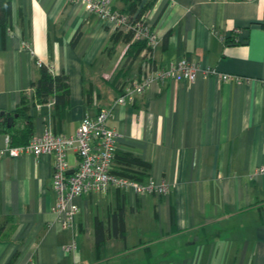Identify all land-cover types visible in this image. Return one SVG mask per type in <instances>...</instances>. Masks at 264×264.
Instances as JSON below:
<instances>
[{"label": "crops", "instance_id": "crops-1", "mask_svg": "<svg viewBox=\"0 0 264 264\" xmlns=\"http://www.w3.org/2000/svg\"><path fill=\"white\" fill-rule=\"evenodd\" d=\"M143 16L155 37L131 49L130 31L105 25L84 2L12 0L0 27V114L31 95L38 64L69 80L60 119L54 102L31 104L34 135L72 134L85 115L113 104L155 64L186 58L193 81H153L107 119L117 153L148 163L161 194L111 188L74 196L63 226L55 211L52 153H0V264H264V0H111ZM76 37V40L74 38ZM228 74L229 79H220ZM8 136L0 131V150ZM69 171L76 166L67 153ZM112 161L111 169L119 167ZM143 181V182H144ZM124 212V237L111 233ZM105 224L97 244L93 219ZM76 239L75 252L65 246Z\"/></svg>", "mask_w": 264, "mask_h": 264}, {"label": "built area", "instance_id": "built-area-1", "mask_svg": "<svg viewBox=\"0 0 264 264\" xmlns=\"http://www.w3.org/2000/svg\"><path fill=\"white\" fill-rule=\"evenodd\" d=\"M71 1L84 2L108 27L130 31L134 40H145L150 46L154 44L155 37L143 16L114 9L111 0ZM37 64L41 63L37 61ZM142 65V76L124 86L111 106L101 109L94 115L83 116L74 133L67 135L47 130L41 136H33L25 144L10 145L8 142L7 147L0 150V153L6 151L12 157L22 153L53 154L51 175L52 186L56 192L54 208L63 226L71 225L77 212V206L71 201L74 196L106 192L111 188L127 189L134 193L161 194L167 191L166 183H156L151 177L144 182H138L111 171L116 150V132L108 126L107 119L114 105L132 102L135 96L145 91L153 81L184 78L191 82L203 68L186 58L169 61L165 65L155 64L149 54ZM201 72L215 73V70L207 68ZM229 78L231 76L228 74L220 75V79ZM69 151H73L76 157V166L70 172L67 163ZM259 171L264 174V165L259 167ZM76 249V239L65 246L67 251L75 252Z\"/></svg>", "mask_w": 264, "mask_h": 264}, {"label": "trees", "instance_id": "trees-1", "mask_svg": "<svg viewBox=\"0 0 264 264\" xmlns=\"http://www.w3.org/2000/svg\"><path fill=\"white\" fill-rule=\"evenodd\" d=\"M12 19V0H0V27L9 26ZM76 40V37L74 38ZM145 40H136L133 42L131 49L136 51L142 48H149ZM31 95L23 94L21 100L13 113L2 112L0 114V131L8 136L10 145H22L27 143L34 135V123L29 108L34 103H44L53 99L54 116L60 119L63 109L69 103V80L65 73L54 74L49 66L38 65V75L31 82ZM14 117L13 122L8 125L7 118ZM120 164L118 169L113 173L126 176L132 180L143 182L147 176L148 163L139 157L130 153L114 152L113 160ZM111 233L116 237H124L125 221L122 210L113 214L111 217ZM94 238L97 244L105 240V224L99 217L93 219ZM3 227L0 226V235Z\"/></svg>", "mask_w": 264, "mask_h": 264}, {"label": "water", "instance_id": "water-1", "mask_svg": "<svg viewBox=\"0 0 264 264\" xmlns=\"http://www.w3.org/2000/svg\"><path fill=\"white\" fill-rule=\"evenodd\" d=\"M16 116H17V114H14L13 116H9V117L7 118L8 125H10V124L13 122V119H14V117H16ZM68 172H70V171L68 170Z\"/></svg>", "mask_w": 264, "mask_h": 264}]
</instances>
